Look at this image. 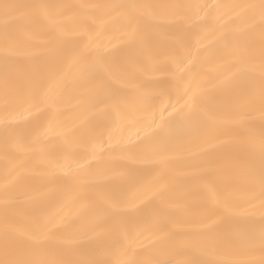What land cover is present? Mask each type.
<instances>
[{
  "label": "bare ground",
  "instance_id": "6f19581e",
  "mask_svg": "<svg viewBox=\"0 0 264 264\" xmlns=\"http://www.w3.org/2000/svg\"><path fill=\"white\" fill-rule=\"evenodd\" d=\"M3 2L72 7L24 9L10 21L26 50L32 52V60L59 59V92L64 101L40 105L25 118L18 116L15 124L19 129L13 133L7 155L0 124V259L4 256L6 177L12 195L27 194L8 205L10 224L22 234L55 216L44 230L49 252H66L70 259L88 255L110 258L114 244L128 246L130 233L135 238L134 251L126 258L185 264L198 252L209 209H218L214 217L218 220L250 214L258 219V209L247 204L249 189L242 168L225 154L242 150V138L225 134L241 125L210 121L205 129L187 133L172 149L187 155L173 160L163 176L159 163L145 161H159L170 153L155 151L156 143H150L143 133L144 143H139L135 132L153 119L159 123L161 113L167 117L172 105L179 109L188 99H180L185 88L200 95L214 81L235 72L236 57L215 38L221 32H235L247 19L215 6L259 0H0ZM129 3L210 7L200 13L197 27L192 29L183 19L186 13L178 9L144 10L138 19L130 20L123 10L107 7ZM220 16L223 20L218 23ZM2 29L0 19V32ZM134 30L146 35L151 55H141L134 46ZM253 35L258 40V25ZM180 41L187 44L190 63L183 79L174 80L160 69L171 67L169 52ZM99 52L110 55L106 63L97 65ZM153 57L159 63L154 64ZM241 58H245L243 52ZM161 88L163 95L159 94ZM138 99L137 119L132 120L123 110ZM145 99L151 107L144 106ZM24 107L27 105L18 111ZM3 115L0 99V119ZM256 124L258 128L259 117ZM37 137L42 139L37 141ZM117 145L121 147L112 151ZM134 177L139 178L138 183H133ZM131 218L137 222L129 223ZM145 223L151 225L147 231L143 230ZM171 233L178 235L168 240ZM20 258L43 256L25 252Z\"/></svg>",
  "mask_w": 264,
  "mask_h": 264
},
{
  "label": "snow or ice",
  "instance_id": "6c2138e0",
  "mask_svg": "<svg viewBox=\"0 0 264 264\" xmlns=\"http://www.w3.org/2000/svg\"><path fill=\"white\" fill-rule=\"evenodd\" d=\"M34 7L70 8L72 6L0 3V13H2L0 19L3 20V29L0 32V90H2L0 99H2L4 111L0 124L3 125V146L6 155L12 146L13 133L19 129V125L15 124L18 116L25 118L26 115H32L33 109L38 111L40 105L63 104L64 101V97L59 92L62 79L59 75V59L51 56L43 63L32 60V52L26 50L25 42L18 38L17 30L10 24L14 16L22 10ZM107 7L123 10L130 20L138 19L144 10L178 9L186 13L183 19L190 23L192 29H195L200 13L210 6L129 3ZM215 7L226 8L236 17L244 16L247 19V23L238 26L235 32H221L215 38L218 45L230 49L236 57L233 61L238 66L235 72L228 77L214 81L200 95L185 88L180 99L185 96L188 99L179 109L172 105V110L168 112L167 117L161 113L159 123L153 119L150 124L138 128L135 136L139 143H144L141 139L143 133L150 143H156L155 151L170 153L161 156L159 161H145V163H159L162 167L161 176H163L167 174L173 160L178 156L187 155L184 152L172 151L186 138L187 133L205 129L210 121L241 125L239 128L227 129L225 134L242 138V150L225 154L242 168L249 189L247 204L251 209H258L259 217L257 219L255 215L250 214L244 217L225 216L218 220L214 219L218 215V209H209L206 216L208 223L204 225L207 231L201 234L198 252L185 264H264V0H259L258 3L216 5ZM221 20L223 16L218 17L217 22ZM257 25L258 40L253 35L257 30ZM65 35L70 34L65 33ZM132 43L140 48L141 55H151L148 38L143 32L134 30ZM60 47L61 45L57 44V50ZM186 49L185 41L178 42L169 52L171 67L165 66L160 69L170 73L171 79H183L185 68L190 63ZM241 52L245 58H241ZM109 55L103 52L97 53L95 57L97 65L106 63ZM153 63L159 62L153 57ZM159 94H164L163 88ZM140 102L138 99L137 103L128 104L123 110L124 114L132 120L137 119V104ZM21 105H27V107L18 111ZM144 106L151 107L146 99ZM257 117H259L258 128ZM40 139L42 137H37V141ZM127 141L129 144L132 143L131 136L127 137ZM220 143L227 144L229 141L221 140ZM120 147L121 145H117L111 150L116 151ZM138 182L139 178L134 177L133 183ZM156 191L159 192L160 189ZM26 195L25 193L12 195L10 181L7 177L5 178L3 191L5 226L2 240L4 256L0 259V264H173L171 260L159 258L146 260L126 258L130 251H134L132 245L135 238L130 233L127 234L128 246L122 248L118 243L114 244L112 246L114 251L108 253L110 258L107 259L97 258L94 255H88L82 259H70L67 258L66 252L50 253L48 238L44 235V230L52 224L55 216L49 217L47 223L40 228L24 231L22 234L10 224L8 205L13 200L24 199ZM128 222L135 224L137 221L131 218ZM68 228L70 230L72 226L69 225ZM150 228L151 225L147 223L143 226L144 231ZM177 235V233H171L166 238L172 240ZM83 238L85 237H81ZM218 249L223 251H218ZM25 252H35L43 258H20ZM241 253L243 256L240 255Z\"/></svg>",
  "mask_w": 264,
  "mask_h": 264
}]
</instances>
